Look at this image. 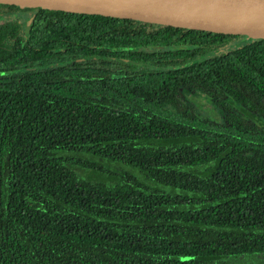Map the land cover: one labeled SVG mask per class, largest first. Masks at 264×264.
<instances>
[{
  "label": "trees",
  "instance_id": "trees-1",
  "mask_svg": "<svg viewBox=\"0 0 264 264\" xmlns=\"http://www.w3.org/2000/svg\"><path fill=\"white\" fill-rule=\"evenodd\" d=\"M3 13L0 264H264V40Z\"/></svg>",
  "mask_w": 264,
  "mask_h": 264
},
{
  "label": "water",
  "instance_id": "water-1",
  "mask_svg": "<svg viewBox=\"0 0 264 264\" xmlns=\"http://www.w3.org/2000/svg\"><path fill=\"white\" fill-rule=\"evenodd\" d=\"M0 4L264 40V0H0Z\"/></svg>",
  "mask_w": 264,
  "mask_h": 264
},
{
  "label": "rangeland",
  "instance_id": "rangeland-1",
  "mask_svg": "<svg viewBox=\"0 0 264 264\" xmlns=\"http://www.w3.org/2000/svg\"><path fill=\"white\" fill-rule=\"evenodd\" d=\"M30 14H11V13H3L0 14V24L5 22L12 21L14 19H19L21 21H25L29 19ZM243 41H234L233 43H241ZM186 101L190 102L196 109L197 113L206 120H210L212 122H218V117L220 116L219 110L212 106L207 102L202 96L198 95H188L186 96Z\"/></svg>",
  "mask_w": 264,
  "mask_h": 264
}]
</instances>
